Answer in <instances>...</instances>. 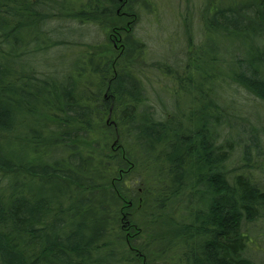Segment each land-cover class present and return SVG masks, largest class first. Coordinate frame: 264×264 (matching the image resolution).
Returning a JSON list of instances; mask_svg holds the SVG:
<instances>
[{"label":"trees","instance_id":"1","mask_svg":"<svg viewBox=\"0 0 264 264\" xmlns=\"http://www.w3.org/2000/svg\"><path fill=\"white\" fill-rule=\"evenodd\" d=\"M224 1L201 12L204 41L184 65L198 106L182 113L181 86L171 107L149 102L135 0H0V264H264L249 236L264 221L252 170L262 150L235 96L264 102V0ZM66 21L105 30L102 51ZM217 34L239 51L198 72ZM55 49L52 62L72 63L51 66L43 57ZM235 146L239 163L229 166ZM138 157L151 170L158 229L146 240L148 222L132 213Z\"/></svg>","mask_w":264,"mask_h":264},{"label":"rangeland","instance_id":"2","mask_svg":"<svg viewBox=\"0 0 264 264\" xmlns=\"http://www.w3.org/2000/svg\"><path fill=\"white\" fill-rule=\"evenodd\" d=\"M208 1L209 8L213 5L222 3L224 0H135L133 11L136 14L135 21L132 23V34L136 38H139L144 42L145 53L142 58H138L136 61L139 67L142 68L140 77L144 80L146 94L149 98V102L153 105V108L160 110L164 103L168 108L171 107L172 100L175 99L179 104V109L182 113H187L190 109L196 110L198 103L192 100L195 96V91L191 87L193 84L188 79V75L184 71V65L190 58V53L193 54L196 51V47L202 44L204 41L203 23L201 12L203 11L205 3ZM225 2V1H224ZM119 11H117L118 13ZM56 23V22H51ZM64 24L69 26L75 24L73 21H66ZM77 31L82 34L81 42L94 43L97 48L102 51L105 46L106 40L109 35L104 32L101 27L94 24L73 25ZM75 33V30H67L63 36L71 37ZM75 35V34H74ZM235 39H225L220 35H215L207 40L205 47L201 50L199 56L198 72L204 67L217 69L220 66V62H210L209 59L212 56L221 59L222 56L230 58V55L238 53L239 49L235 44ZM217 46L219 49H217ZM75 48V52H76ZM118 49H115V55L119 53ZM219 50V51H218ZM61 50H53L47 53L43 58L49 60L51 66L54 67H66L72 63V58L60 59L59 61L52 62L50 57H54L55 54H59ZM197 52V51H196ZM229 63V61H228ZM118 66V65H116ZM172 68L173 72H170ZM187 69L191 70L190 68ZM39 70V69H38ZM37 70V72H38ZM185 76L180 82H175L174 85L173 75ZM195 83L199 79V74H194ZM191 82V83H190ZM177 89L181 86V90L177 93L176 97L172 99L173 89ZM233 93L232 90H227L224 94ZM228 96V98H229ZM235 96H237L241 104L243 105L238 112L244 118H247L249 122H252L258 130L260 150H262L259 156L252 155L255 159L254 167L252 168L254 177L264 187V102H260L254 99L252 96L246 94L241 89H236ZM107 123H113L109 118ZM240 126L241 123L237 122L233 125V130L236 134L242 132ZM259 128V129H258ZM111 147L114 143L111 140ZM107 150V148H105ZM105 150V151H106ZM239 147L235 146L227 163L229 166L239 163ZM134 172L135 182L132 184L134 188V206L135 209L132 213L137 220L148 222L143 227V233L139 234L141 240L147 239V234L154 233L158 230L155 226L149 225V202L152 199L154 193L150 188L152 184L151 170L144 165L139 157L135 159ZM175 209V206H169ZM172 213V211H171ZM250 237L254 244L253 252L257 254L261 261H264V221L258 220L256 223L249 227ZM154 236L148 239H153ZM256 249V250H255ZM157 255V254H155ZM154 255V256H155Z\"/></svg>","mask_w":264,"mask_h":264}]
</instances>
